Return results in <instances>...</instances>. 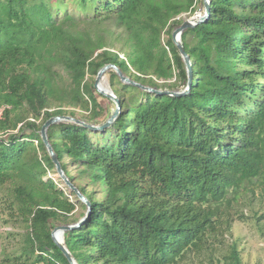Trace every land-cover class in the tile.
<instances>
[{
  "label": "trees",
  "instance_id": "16d2710c",
  "mask_svg": "<svg viewBox=\"0 0 264 264\" xmlns=\"http://www.w3.org/2000/svg\"><path fill=\"white\" fill-rule=\"evenodd\" d=\"M50 1L0 0V106H7L0 187L8 188L9 206L26 227L22 250L0 264H71L52 232L79 222L88 207L70 222L76 204L46 178L56 169L41 136L48 119L77 117L65 107L89 112L91 121L103 117L94 81L108 64L154 89L180 90L189 78L171 33L182 14L197 12L196 0H80L78 7L95 15L60 20ZM210 6V17L182 34L194 71L188 95L123 84L110 69L121 111L100 140L75 123L49 127L65 173L92 206L88 219L64 234L77 264H179L217 232L230 194L264 178V0ZM109 20L122 29L119 48L116 38L93 31ZM52 100L59 104L53 111ZM66 157L103 189L102 198L77 183ZM230 257L241 264L236 246Z\"/></svg>",
  "mask_w": 264,
  "mask_h": 264
},
{
  "label": "rangeland",
  "instance_id": "374dc122",
  "mask_svg": "<svg viewBox=\"0 0 264 264\" xmlns=\"http://www.w3.org/2000/svg\"><path fill=\"white\" fill-rule=\"evenodd\" d=\"M50 2L52 11L58 20L67 13L76 15L79 18H88L95 15L94 8L88 10L80 9L78 7L80 0H51ZM60 6H62V8H60ZM195 7L197 10L196 13H184L180 16L183 22L186 19L196 17L198 14L200 15V13H204V0H196ZM95 30L105 33L111 40L116 38V41H114L116 47L119 48L121 46L122 42L117 34L121 33L122 29L118 27L115 20L107 21L105 24H102L100 28H93V31ZM172 34L173 32L171 36ZM169 39V34H163L164 43ZM60 71L63 75L62 81L68 83L70 80L68 72L61 69V67ZM106 75L104 76V80L106 85L108 84V90L114 93L111 86V75L109 70ZM174 81L175 79L171 82ZM162 82L163 81H161V83ZM115 83L116 87L123 88L118 80ZM123 84L128 83L123 82ZM184 89L185 88H181L180 91ZM98 94L101 104L105 107V114L95 121H91L89 119V112L81 108L65 107L64 109L68 111L74 110L77 115L76 118L92 124L102 125L113 114L116 109V103L111 98H106L99 92ZM51 102L50 110L53 111L58 108L59 104L55 100ZM23 114L27 119L33 118L31 112L24 111ZM37 121L40 122L41 119ZM62 122L74 123L68 121ZM90 131L91 136L95 140H100L102 138L99 131ZM113 133H115L114 130ZM57 140H60V132ZM65 161L68 164L70 173L77 177L78 184L85 186L89 192H95L96 198L99 199L103 197V189L100 186L92 184L90 178L87 176H79L78 169L70 163L69 158L66 157ZM46 178H52L59 183L60 187L65 190L71 201L76 204V210L74 214L71 215L69 221L75 222L77 219L82 218V214L85 211L84 202L80 200L77 194H73V191L62 178L58 176L56 169L49 171ZM8 194V188L0 187V262L7 254L20 252L24 246L26 236L25 224L16 216L15 211L11 210L8 203L11 199L8 197ZM230 197H232L231 203L229 204L226 202L223 204L222 212L219 215L218 230L214 235L209 237L206 247L202 251H190L179 264H230V256L234 246H236L240 252L241 264H264V178L241 189L239 195L235 196L234 194H230ZM87 207L89 208L88 205ZM84 218L85 217L79 222Z\"/></svg>",
  "mask_w": 264,
  "mask_h": 264
},
{
  "label": "water",
  "instance_id": "95a60500",
  "mask_svg": "<svg viewBox=\"0 0 264 264\" xmlns=\"http://www.w3.org/2000/svg\"><path fill=\"white\" fill-rule=\"evenodd\" d=\"M204 6H205L204 13H200V15L198 14L196 17L186 19L179 27H177L173 31V34H172L173 41L176 44V46L180 52V55L182 56L186 66H187V70H188V74H189L187 86L185 87L184 90L180 91V90H168V89H154V88H151L148 86H143L139 83H136L135 81H132L129 77L125 76L116 64H108V65L104 66L99 71L97 78H96V81H95V85H94L95 89L99 93L103 94L104 96H106L108 98H111L116 103V109L114 110L111 117L104 124H102V125L92 124V123L86 122L84 120H81V119L73 117V116L60 115V116L51 117L42 126L41 136H42L43 142L47 148V151H48L53 163L56 166V171L58 173V176H60L62 178V180L67 184V186L79 196L80 200H82L84 203H86L89 206L88 212H87L85 218L81 222H79L77 224L57 226L52 232L53 240L61 248V250L64 252V254L68 258V260L71 262V264H77V263H76V260L74 259L73 255H72V253L69 251V249L66 245L64 234L68 230L79 228L88 219V217L91 215L92 206H91V203L88 201V199L85 197V195L80 191V189L77 186H75L71 182V180L69 179V177L65 173V171L62 167V163L60 161V158H59L58 154L56 153L54 147L52 146V144L50 142V139L48 136L49 127L55 123H58V122L68 121V122H74L75 124L83 126L85 128H88L89 130H92V131H103V130L110 128L113 125V123L115 122V120L117 119V117L121 111V102H120V99L115 95V93H113L111 90H109L108 92H104L101 89H99V84H100L101 80L104 78L107 71L110 69L115 70L119 74V76L123 82L135 84V85L141 87L143 90L153 92L157 95H168V96H176V97H182V96L188 95L190 93L192 86H193V83H194V71H193V65L191 62V57L188 54V52L186 51V48H185L183 41H182V34L184 33L185 30H187L189 28L196 27L197 25L205 22L210 17V15H211L210 0H204ZM198 16H200V17L198 18ZM178 18H180V17H178ZM58 231L60 233L59 238L56 235V232H58Z\"/></svg>",
  "mask_w": 264,
  "mask_h": 264
},
{
  "label": "bare ground",
  "instance_id": "6f19581e",
  "mask_svg": "<svg viewBox=\"0 0 264 264\" xmlns=\"http://www.w3.org/2000/svg\"><path fill=\"white\" fill-rule=\"evenodd\" d=\"M200 17V16H199ZM198 17V18H199ZM107 76V75H106ZM108 85V84H107ZM106 85V83H105V80H104V78L101 80V82H100V84H99V89H101L102 91H104V92H108L109 90V87ZM60 233H59V231L58 232H56V235H57V237L59 238L60 237V235H59Z\"/></svg>",
  "mask_w": 264,
  "mask_h": 264
},
{
  "label": "built area",
  "instance_id": "2783aa9c",
  "mask_svg": "<svg viewBox=\"0 0 264 264\" xmlns=\"http://www.w3.org/2000/svg\"><path fill=\"white\" fill-rule=\"evenodd\" d=\"M119 54H120V56H121L122 58H125L124 54H121V53H119ZM6 107H7V106H0V116H2V114H3L4 110L6 109ZM20 126H21V124H20ZM20 126H19V127H20ZM5 136L7 137L8 135H5ZM1 137H4L2 133H0V138H1ZM36 143H37V141H36Z\"/></svg>",
  "mask_w": 264,
  "mask_h": 264
}]
</instances>
